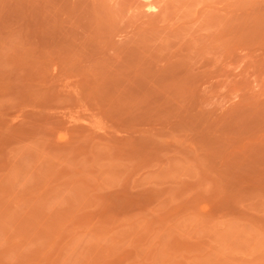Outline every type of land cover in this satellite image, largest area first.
<instances>
[{"label": "rangeland", "instance_id": "1", "mask_svg": "<svg viewBox=\"0 0 264 264\" xmlns=\"http://www.w3.org/2000/svg\"><path fill=\"white\" fill-rule=\"evenodd\" d=\"M0 264H264V0H0Z\"/></svg>", "mask_w": 264, "mask_h": 264}]
</instances>
